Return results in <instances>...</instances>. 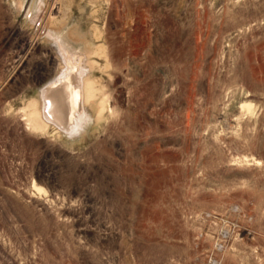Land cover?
Instances as JSON below:
<instances>
[{
	"label": "rangeland",
	"instance_id": "obj_1",
	"mask_svg": "<svg viewBox=\"0 0 264 264\" xmlns=\"http://www.w3.org/2000/svg\"><path fill=\"white\" fill-rule=\"evenodd\" d=\"M0 264H264V0H0Z\"/></svg>",
	"mask_w": 264,
	"mask_h": 264
},
{
	"label": "bare ground",
	"instance_id": "obj_2",
	"mask_svg": "<svg viewBox=\"0 0 264 264\" xmlns=\"http://www.w3.org/2000/svg\"><path fill=\"white\" fill-rule=\"evenodd\" d=\"M61 35L62 34H59L56 31L54 32L52 29H48V37L55 39L56 46L59 48V52L62 54L61 56L65 63L64 65L63 61L61 62V64L64 65L63 66L64 68H62L59 71L60 77H58L57 80L54 82L57 84V87H59L60 89L58 94L59 100L61 101V103L65 105L63 114H61V116H59L57 120L59 123L67 124L72 119V117L73 118L75 117L74 118L75 121L77 116L80 118L83 114H87L85 111V106L86 105L93 106V101L95 99V96H98L96 94L97 90L100 88L96 89L97 86H95V78L94 75L91 73L94 68L93 61L89 58L88 55L86 56L83 55L82 53L75 52L74 49L73 52L70 44L68 45ZM48 93H49V87H47L43 91L44 106L41 107L39 106L38 108L36 103L33 111L36 112L37 114L40 113L41 115L50 119V118H54V115H52V111L49 109V105L46 102L48 98ZM52 94L54 95L53 91ZM49 99L52 98L49 97ZM102 102H104V100ZM103 104L104 103H100L97 107L99 109V113L102 112L103 109L105 108V105Z\"/></svg>",
	"mask_w": 264,
	"mask_h": 264
}]
</instances>
